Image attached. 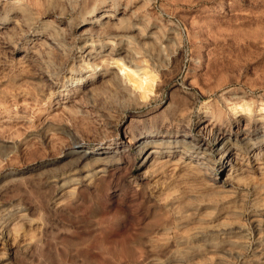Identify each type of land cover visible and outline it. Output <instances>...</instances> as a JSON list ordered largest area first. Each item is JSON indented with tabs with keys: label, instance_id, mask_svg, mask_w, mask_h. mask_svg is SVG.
Here are the masks:
<instances>
[{
	"label": "rangeland",
	"instance_id": "obj_1",
	"mask_svg": "<svg viewBox=\"0 0 264 264\" xmlns=\"http://www.w3.org/2000/svg\"><path fill=\"white\" fill-rule=\"evenodd\" d=\"M262 127L264 0H0V264H264Z\"/></svg>",
	"mask_w": 264,
	"mask_h": 264
},
{
	"label": "bare ground",
	"instance_id": "obj_2",
	"mask_svg": "<svg viewBox=\"0 0 264 264\" xmlns=\"http://www.w3.org/2000/svg\"><path fill=\"white\" fill-rule=\"evenodd\" d=\"M243 105H245V104H243ZM253 105H254V108H255V106H257V102L254 101L253 102ZM247 106H249V105H247ZM215 119L216 118L214 117V114L209 115V117L208 116H204V117H201L200 119H198V125L197 126H198V132H199V134H202V133L204 134L205 132L208 133V131H211L214 127H217V123L214 122ZM242 121H243V116H241L239 118L237 117V118L234 119V123L236 124L235 126H237V128H236V130L234 132H232L233 129L230 132V134H232L233 137L234 136H237V135H241V133L244 131L245 127L244 128H241V125H240L242 123ZM226 129H227V127H226ZM215 132H216L215 133L216 135H215V138H214L215 141L218 140V139H220V138H224L225 135L224 136H221L220 132H217V131H215ZM163 135L166 136L167 138L164 139V142L162 143V145H156L155 147H153L150 150V152L148 153V155L146 156V161H148L149 164H151L155 160V158L160 157V156L163 155V153L161 152V148L162 147H168L169 148L168 155H174V152H173L174 150L173 149H175L177 146H179L180 145V142L183 141V140H179V139L178 140H172L171 138H169V137H171V134L170 133H165ZM247 135L248 136L250 135V138H249V142L250 143H249V146H248V150H249V152L252 153V155H253L252 157H254L255 155H257L259 152H264V144L261 143V140L264 141V128L262 127V128H256L254 130L252 129L250 131V133H247ZM260 135H262V137H263L262 139H254V137L260 136ZM186 141H187V144H189V147H187V150H189V148H194L197 153H200L201 152V149L205 145L204 144L205 141H203L202 138H198L197 140H195L194 138L192 140L187 139ZM141 145L144 146V147H146L147 145H149V143L148 142H143V143H141ZM231 146H233L232 143H231V141H229V142H227V143L224 144V146L221 149V151H219V153H220L219 155L220 156L218 157V160L221 161V165L219 167H216L214 165H211V167H210L212 169L211 173H209V171H207L206 169H203V167H201V164H202L201 162H204V161H201L200 158L198 157V155H194L190 151L189 152L188 151H182L183 153L180 155V158L182 160L183 165H185V166H187L189 168L197 169L198 172L201 173V175H203L205 177H208L207 179H208V181L210 182V184L212 186H216L217 188H219V189H221L223 191H231V190H233L237 186L236 185L237 180H238V178H239V176L241 174V170L243 169L241 167V165H240V159H241L242 151L240 152L239 150H237L235 152V154H233L230 158L228 157V152L231 149ZM103 147H105V146L103 145ZM204 163H206V161ZM227 163H230L231 164V166L229 168L227 167ZM204 174H208V176H206ZM248 175H250V174H248ZM199 177L200 176H198V178ZM237 187H239V186H237ZM237 187H236V189H237ZM154 199H156V198H154Z\"/></svg>",
	"mask_w": 264,
	"mask_h": 264
}]
</instances>
